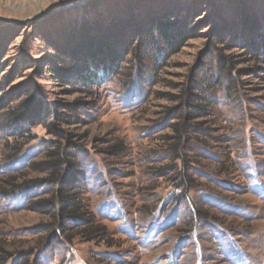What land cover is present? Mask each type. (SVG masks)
I'll list each match as a JSON object with an SVG mask.
<instances>
[{
	"label": "rangeland",
	"instance_id": "obj_1",
	"mask_svg": "<svg viewBox=\"0 0 264 264\" xmlns=\"http://www.w3.org/2000/svg\"><path fill=\"white\" fill-rule=\"evenodd\" d=\"M0 264H264V0H0Z\"/></svg>",
	"mask_w": 264,
	"mask_h": 264
},
{
	"label": "trees",
	"instance_id": "obj_2",
	"mask_svg": "<svg viewBox=\"0 0 264 264\" xmlns=\"http://www.w3.org/2000/svg\"><path fill=\"white\" fill-rule=\"evenodd\" d=\"M162 32H163V36H164L163 40L165 41L167 46H169L174 52H176L175 50H177V46L181 45L180 40L178 41V39H177V41H176L175 38L171 37L169 31L167 32L165 30H162ZM86 81L90 82L91 84H97L99 82V76L91 75L89 78H87ZM21 118L22 117L20 115V116H17V117H13L11 119L12 120L11 121V125H12L13 129H19L20 126L22 127V125H21L22 119Z\"/></svg>",
	"mask_w": 264,
	"mask_h": 264
},
{
	"label": "water",
	"instance_id": "obj_3",
	"mask_svg": "<svg viewBox=\"0 0 264 264\" xmlns=\"http://www.w3.org/2000/svg\"><path fill=\"white\" fill-rule=\"evenodd\" d=\"M79 6H80V5H79ZM81 6H82V5H81ZM72 7H73V6L67 7V8H65V9H58V10L52 12V14H53V13H57V12L65 11V10H67V9H69V8H72ZM1 21H3V22H8V21H5V20H1Z\"/></svg>",
	"mask_w": 264,
	"mask_h": 264
}]
</instances>
